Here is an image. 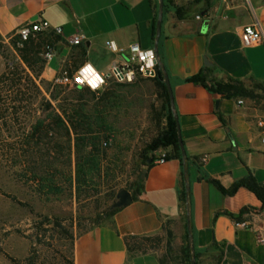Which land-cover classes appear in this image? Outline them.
Here are the masks:
<instances>
[{"label": "crops", "instance_id": "crops-1", "mask_svg": "<svg viewBox=\"0 0 264 264\" xmlns=\"http://www.w3.org/2000/svg\"><path fill=\"white\" fill-rule=\"evenodd\" d=\"M162 3L159 60L171 86L186 158L182 163L166 160L170 150L162 151L135 200L74 238L72 262L127 264V241L169 230L177 240L186 231L190 234L198 253L196 264H264L260 201L246 188L225 196L202 179L216 180L227 189L251 175L264 187V144L255 126L257 119L264 118V98L227 99L188 81L208 68V78L215 82L233 80L248 88L264 85V44L244 47L240 39L244 27L258 24L264 31V0ZM199 6L204 9L195 22L192 11ZM171 8H180L182 17L176 18ZM158 9L159 0H0V37H13L31 22H46L44 32L54 33L58 41L46 61L43 80L51 82L61 70L74 71L84 64L108 74L112 66L127 60L130 45L153 50L152 26ZM74 36L82 37L79 45L70 43ZM182 178L189 195L187 214L179 201ZM243 208L249 211L240 216ZM131 264L157 262L143 255Z\"/></svg>", "mask_w": 264, "mask_h": 264}, {"label": "rangeland", "instance_id": "rangeland-1", "mask_svg": "<svg viewBox=\"0 0 264 264\" xmlns=\"http://www.w3.org/2000/svg\"><path fill=\"white\" fill-rule=\"evenodd\" d=\"M171 9L182 17L180 8ZM203 9L192 11L193 21L201 20ZM54 39L40 43L37 35L30 38L33 45L40 44L36 56L44 68ZM14 40L0 37V76L12 63L29 72L20 55L27 41L19 39L14 47ZM43 81L41 90L57 114H102L108 129L101 133L109 138L101 140L95 167L85 170L78 184L75 135L48 129L50 120L38 111L31 90L23 88L25 95L17 96L9 83L0 84V264H70L74 238L105 221L120 191L137 188L145 170L143 150L166 125L163 99L152 80L121 86L113 82L96 96ZM38 120L45 126L34 133ZM185 247L184 238L177 240L166 231L130 240L127 264L143 255L157 264H189ZM190 256L191 263L192 248Z\"/></svg>", "mask_w": 264, "mask_h": 264}, {"label": "trees", "instance_id": "trees-1", "mask_svg": "<svg viewBox=\"0 0 264 264\" xmlns=\"http://www.w3.org/2000/svg\"><path fill=\"white\" fill-rule=\"evenodd\" d=\"M157 16H155L153 22V37L155 36V26H156ZM54 37V43L58 41V36H56L52 32H41L37 34V38H39L40 43H43L45 40L49 41L50 38ZM15 40L13 42V46L15 47L16 43L19 41V36H14ZM25 46L24 50H20V55L23 63L29 70L27 72L20 65L12 63L8 66L7 73H4L0 76V84L7 82L10 84L11 88L15 89L17 96H24L25 92L23 88L27 90H31L32 99L35 102H38V111L42 113H46V119L50 120V124H48V129H62L66 132L68 137H70V131L75 135V153H76V172H77V183H82V176L85 174V170H91L95 167L94 165V156L97 154V147L101 140H107L109 137L101 131H105L108 129V125L102 114H79V111H75L73 114H63L64 116H60L55 112L53 107L50 104V101L46 99L44 96L41 85L44 84V81L41 79V74L44 69V61L41 58H37V49L40 47V44L33 45V42L27 40L24 42ZM40 65L35 68V65ZM12 71H11V70ZM157 75L152 80L155 88L158 92H160L161 98L163 99V108L166 112V125L165 128L154 138L150 144L143 150L142 158L145 162V170L143 174V178L140 181L139 185L134 190H128L131 194L132 200H135L137 196L140 195L143 188V181L147 174V171L154 165L155 161L159 159L160 155H156L158 152L170 150L169 153L165 154V159H177L181 163L183 162L180 148L178 144L176 125L173 119V115L170 109V102L168 93L166 90V86L164 84V66L163 63L156 68ZM208 68H204L197 75L188 79L196 84H200L203 86L209 93L221 95L227 99H249L256 100L258 98H264V85H257L253 88L245 87L243 84L237 81L230 80L228 83H219L212 81L208 78ZM108 84H113L112 81L108 82ZM117 86H121L120 84L114 83ZM27 87V88H26ZM76 90H86L89 91L92 96H96V93L91 92L88 89H76ZM48 90L45 89V92ZM261 93L262 95L258 94ZM50 99L55 100L56 97L53 94H50ZM44 106V108H42ZM44 120H38L34 127V133H39L40 130L44 127ZM148 153H151L152 156H148ZM188 161V160H187ZM202 179L213 184L223 195L232 196L239 188H246L251 191L257 199L261 203V210L264 211V187L259 185L256 180L248 175L247 177L234 182L229 188H224L220 185V183L216 180L205 178ZM179 201L186 209V214L189 211V195L185 192V186L183 183V178L181 182V190L179 193ZM119 209H110L106 214V220H108L111 216H113ZM249 211L248 208H243L239 215ZM185 214V227L187 223V215ZM230 217L234 218L232 215ZM235 219V218H234ZM104 221V222H105ZM102 222V223H104ZM98 224L97 226L101 225ZM85 233V232H84ZM168 235H172L169 230H166ZM71 240H73V236H70ZM185 242L186 247L184 252L186 257L188 258V263H190V249L192 248L195 256V264L198 258V253L194 245L191 244L190 237L188 232L185 233ZM127 252L129 253V243L127 241ZM70 264H73L71 261Z\"/></svg>", "mask_w": 264, "mask_h": 264}, {"label": "built area", "instance_id": "built-area-1", "mask_svg": "<svg viewBox=\"0 0 264 264\" xmlns=\"http://www.w3.org/2000/svg\"><path fill=\"white\" fill-rule=\"evenodd\" d=\"M48 28L46 22H31L21 26L17 35L20 41H27L35 37L38 33L44 32ZM60 34V30H55ZM240 39L244 47H252L264 44V31L258 24L244 27L240 34ZM82 42L81 36H74L70 43L79 45ZM111 49H115L112 43H107ZM47 58L51 59L53 50L48 48ZM158 59L152 49L143 50L138 44H132L128 48V58L124 63L112 66L108 74H99L89 64H84L74 71L61 70L52 80L54 85L70 89H88L91 92L99 93L103 91L108 82L118 84H132L138 80H153L157 75ZM242 104L241 100H238ZM260 142L264 144V118L255 121ZM164 157V156H163ZM159 162H163L159 160ZM244 226V224H237Z\"/></svg>", "mask_w": 264, "mask_h": 264}, {"label": "water", "instance_id": "water-1", "mask_svg": "<svg viewBox=\"0 0 264 264\" xmlns=\"http://www.w3.org/2000/svg\"><path fill=\"white\" fill-rule=\"evenodd\" d=\"M162 17H163V3L162 0H159V9H158V15H157V20H156V26H155V42H154V46H153V51L158 59V64L160 65V60H159V51H158V42H159V38H160V34H161V26H162ZM204 65L205 66H209L210 64L207 62V60H204ZM164 84L166 86V90L168 93V97H169V102H170V109H171V113L173 115V119L176 125V131H177V138H178V144H179V148H180V154L183 160H185L186 155H185V150L183 148V143L181 140V134H180V127H179V122H178V117L175 114L174 111V101H173V95H172V90H171V86L169 83V79L167 74H164ZM186 192H188V189H186ZM117 200L116 202H114L111 206L110 209H119L122 207H125L127 205H129L132 201L131 195L129 192L122 190L120 191L117 196H116ZM189 225V222H188ZM190 236V234H189ZM194 256L192 257V262L191 264H195V260H194Z\"/></svg>", "mask_w": 264, "mask_h": 264}]
</instances>
